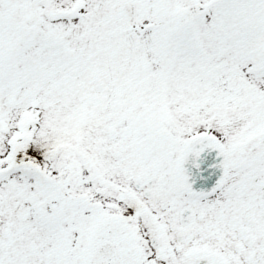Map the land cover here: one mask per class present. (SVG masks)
Returning a JSON list of instances; mask_svg holds the SVG:
<instances>
[{
    "label": "snow or ice",
    "instance_id": "obj_1",
    "mask_svg": "<svg viewBox=\"0 0 264 264\" xmlns=\"http://www.w3.org/2000/svg\"><path fill=\"white\" fill-rule=\"evenodd\" d=\"M0 264H264V0H0Z\"/></svg>",
    "mask_w": 264,
    "mask_h": 264
}]
</instances>
